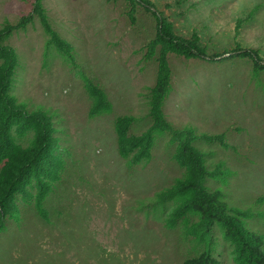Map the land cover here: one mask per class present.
I'll return each instance as SVG.
<instances>
[{
  "label": "rangeland",
  "instance_id": "374dc122",
  "mask_svg": "<svg viewBox=\"0 0 264 264\" xmlns=\"http://www.w3.org/2000/svg\"><path fill=\"white\" fill-rule=\"evenodd\" d=\"M146 1L175 34L198 36L208 56L231 54L214 62L169 55L172 90L163 113L172 130L197 137L190 145L213 173L205 177V189L218 195L229 214L240 211L244 230L264 242V69L255 78L251 61L232 52L257 51L264 61V0ZM41 3L72 59L47 45L36 18L3 44L17 55L10 94L25 113L50 118L52 151L61 168L43 204L48 222L36 213L34 190L11 201L0 231V264H183L207 248L220 264H237L217 222L202 243L185 237L181 222L164 227L176 201L157 193L185 175L171 132L154 134L147 162L128 166L118 155L117 117L134 119L132 136L153 125L149 91L157 68L145 47L154 38L155 20L136 8L131 23L126 0ZM31 10L25 0H0V27ZM83 77L104 91L110 113L89 117Z\"/></svg>",
  "mask_w": 264,
  "mask_h": 264
},
{
  "label": "trees",
  "instance_id": "16d2710c",
  "mask_svg": "<svg viewBox=\"0 0 264 264\" xmlns=\"http://www.w3.org/2000/svg\"><path fill=\"white\" fill-rule=\"evenodd\" d=\"M32 3L29 15L16 24L8 22L0 27V231L4 228V216L10 211V203L17 194L31 197L37 215L48 222V213L43 204L50 192V184L57 182L61 164L56 161L52 151L51 120L41 112L25 113L15 103L10 94L13 72L17 66V55L13 48L3 44L14 31L25 30L36 18L48 37L47 45H53L59 52L72 59L68 43L52 29L41 0H25ZM113 1V0H109ZM130 10L127 14L131 23L135 22V9L142 8L155 20L154 38L146 45L147 59L156 62V79L149 91V110L153 121L152 128L143 135L129 134L133 123L131 116L117 117L114 123L118 155L128 166L139 165L150 159L153 136L157 133L171 132L177 143L175 158L184 170L183 178L173 186L157 193L159 198L176 201L164 221L167 230L182 223L185 237L202 243L209 239L213 222L224 228L226 238L234 246L237 264H264V242L244 230L239 217L240 211L227 212V207L216 193H210L203 186L207 172L201 154L190 145L197 138L189 131L172 130L165 119L163 106L171 93L172 72L167 57L174 55L186 61L202 60L214 62L219 56H208L206 47L195 34L186 39L175 34L172 25L155 7L146 0H126ZM257 9H253L251 14ZM240 25L241 21H237ZM238 58H245L253 65V76L259 77L264 69L263 60L257 51L236 48L232 51ZM228 54V53H227ZM85 90L90 99L89 117L96 118L108 114L112 105L104 91L89 78L83 77ZM212 141L218 137H206ZM210 249L196 257L187 258L183 264H220L210 256Z\"/></svg>",
  "mask_w": 264,
  "mask_h": 264
},
{
  "label": "water",
  "instance_id": "95a60500",
  "mask_svg": "<svg viewBox=\"0 0 264 264\" xmlns=\"http://www.w3.org/2000/svg\"><path fill=\"white\" fill-rule=\"evenodd\" d=\"M230 55H231V54H224V55L218 57L217 59H222V58H225V57H229Z\"/></svg>",
  "mask_w": 264,
  "mask_h": 264
}]
</instances>
